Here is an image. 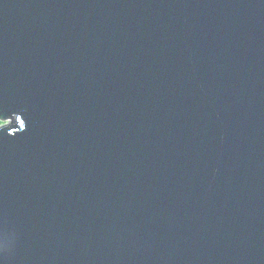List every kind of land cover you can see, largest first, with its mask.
Wrapping results in <instances>:
<instances>
[{
	"label": "water",
	"instance_id": "95a60500",
	"mask_svg": "<svg viewBox=\"0 0 264 264\" xmlns=\"http://www.w3.org/2000/svg\"><path fill=\"white\" fill-rule=\"evenodd\" d=\"M0 264H264V0H0Z\"/></svg>",
	"mask_w": 264,
	"mask_h": 264
},
{
	"label": "clouds",
	"instance_id": "9594fccd",
	"mask_svg": "<svg viewBox=\"0 0 264 264\" xmlns=\"http://www.w3.org/2000/svg\"><path fill=\"white\" fill-rule=\"evenodd\" d=\"M7 245L3 242L0 241V250H6Z\"/></svg>",
	"mask_w": 264,
	"mask_h": 264
},
{
	"label": "trees",
	"instance_id": "16d2710c",
	"mask_svg": "<svg viewBox=\"0 0 264 264\" xmlns=\"http://www.w3.org/2000/svg\"><path fill=\"white\" fill-rule=\"evenodd\" d=\"M3 123L2 122H0V125H2Z\"/></svg>",
	"mask_w": 264,
	"mask_h": 264
}]
</instances>
